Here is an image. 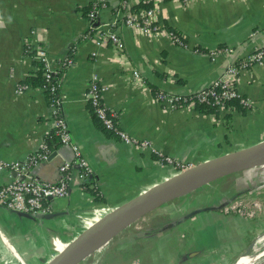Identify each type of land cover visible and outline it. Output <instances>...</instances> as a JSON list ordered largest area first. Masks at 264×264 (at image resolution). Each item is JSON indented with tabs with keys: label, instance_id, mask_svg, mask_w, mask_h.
I'll return each instance as SVG.
<instances>
[{
	"label": "crops",
	"instance_id": "1",
	"mask_svg": "<svg viewBox=\"0 0 264 264\" xmlns=\"http://www.w3.org/2000/svg\"><path fill=\"white\" fill-rule=\"evenodd\" d=\"M105 2L106 7L96 13L95 30L87 32L83 12L87 0H0V159H24L54 128L44 90L27 85L17 91V84L37 67L24 51L25 44L42 37L52 67L61 72V116L91 168L90 186L104 200L96 201L81 181L73 180L65 197L47 202L49 212L55 214L46 217L55 227L50 238L71 237L115 206L179 172L159 162L148 149L125 144L101 127L85 100L91 76L107 86L103 101L117 114L123 131L149 140L177 160L197 164L264 138V61L241 69L236 77V90L252 104L243 113L237 109L203 113L189 105L167 108L155 99L157 91L192 94L211 84L228 64L262 46L264 0L157 1L154 21L160 29L149 36L122 23L121 0ZM127 2L137 8L145 0ZM109 27L121 37V49L99 44L101 32ZM32 28L37 29L33 36ZM169 31L181 35L187 47L174 43ZM67 54L72 63L61 70L59 64ZM71 156V149L61 146L30 173L54 182L58 165ZM9 180V173L2 171L0 186ZM34 222L0 206V246L5 249H0V264H45L52 256L44 241H35L31 253L26 250ZM40 237H47L45 231ZM197 245L207 246L206 240L201 237Z\"/></svg>",
	"mask_w": 264,
	"mask_h": 264
},
{
	"label": "built area",
	"instance_id": "2",
	"mask_svg": "<svg viewBox=\"0 0 264 264\" xmlns=\"http://www.w3.org/2000/svg\"><path fill=\"white\" fill-rule=\"evenodd\" d=\"M161 0H145L148 7L132 8L127 0H121L120 9L123 12L122 23L128 27H133L140 33L149 36L157 32L160 27L155 23L154 3ZM89 11L86 13L88 20L87 32L94 31L96 24V13L100 8L106 7L105 0H87ZM152 4V6L150 5ZM37 29L32 28L30 35L36 34ZM169 36L174 43L187 47L181 35L169 31ZM40 37L38 41H28L25 44L24 51L29 54L42 69L44 82L41 88L47 96V102L51 109V117L54 128H56L60 146H68L71 149L72 156L68 160L62 161L58 167V176L56 181L47 182L40 180L31 175L30 169L40 162L49 160L52 152L47 144L42 141L39 148L27 155L22 160L7 162L0 159V173L7 171L10 180L0 186V206L12 212H23L29 214H44L49 212L47 202L54 198L65 197L69 193L70 184L73 180L81 181V184L88 182L92 174L91 168L82 155L80 148L72 142L65 120L60 113L61 93L59 71L52 67L44 45ZM111 43L114 47L121 49L122 39L119 34L112 28H107L99 36V44ZM211 57L216 50L209 52ZM264 61V44L254 48L240 60L228 64L221 74L208 86L188 94H169L164 91H157L155 99L157 102L167 108H176L180 106H213L216 109L232 110L233 107L228 105L231 100L236 99L242 107L249 109V99L242 96L236 90V77L241 69L248 68L253 64H260ZM72 63V57L67 54L59 66L62 70ZM137 76V75H135ZM138 77V76H137ZM27 84H17V91L25 90ZM107 86L99 81L97 76H91L85 90V100L93 114V117L104 130L119 138L125 144L135 146L142 150L148 149L159 162L172 165L177 170H183L192 166L175 158L165 155L155 148L147 139L130 136L123 131L117 122V114L105 105L103 94Z\"/></svg>",
	"mask_w": 264,
	"mask_h": 264
},
{
	"label": "rangeland",
	"instance_id": "3",
	"mask_svg": "<svg viewBox=\"0 0 264 264\" xmlns=\"http://www.w3.org/2000/svg\"><path fill=\"white\" fill-rule=\"evenodd\" d=\"M251 105V101H249L250 108ZM246 187L250 189L243 190ZM249 190H253V192ZM237 191H239L236 194L238 199L225 206V209L229 210L228 214L220 213L217 210H208L197 213V217L193 218V223L201 224V226L206 225L200 236L206 239L208 243L211 242L209 238H214V242L217 245L212 247L210 253L205 252L204 256L214 255L213 252H215L217 257L222 260L214 264H235L241 256H253L264 250V168L243 170L223 176L185 196L165 203L166 205L153 210V212H171L174 211L173 207L175 208L182 203L186 204L184 206L190 207L187 210H191L193 207L210 206L211 204L218 206L220 202H224L221 199L228 198ZM179 210H181V207L177 211ZM145 219H147V216L127 227L122 233L115 236L108 245L100 249V251L97 250L92 253L79 264L193 263L196 257L194 255L195 250H191V246L187 243L179 246V242L183 240L184 236H190L183 234V231L171 233V240L168 244L158 243L149 238H147V247L145 246L144 249H135L134 245H129L128 243L125 245L121 244L124 241L127 242L130 239H134L137 235L140 236V230H134L139 226L144 227ZM34 221V225L29 228V233L32 237L27 240L26 250L29 253L32 252L35 241L37 244H41L44 241L45 247H48L46 250H49L52 255L56 254L73 241L77 233L80 232L74 229L73 233L77 232L71 237L56 234L58 237L52 236L50 238V235L53 234L52 229L55 228L54 225L50 226L47 218H37ZM187 222L191 223V219ZM184 230L187 231L188 229ZM44 231L47 237H40V234L44 233ZM250 242L252 243L250 248L246 249V244ZM109 247H111V253L105 255V251ZM0 249L5 251L1 246ZM225 250L227 251L226 254L218 255L219 252ZM202 257L199 256L198 258L201 259ZM35 262H37L36 259Z\"/></svg>",
	"mask_w": 264,
	"mask_h": 264
},
{
	"label": "water",
	"instance_id": "4",
	"mask_svg": "<svg viewBox=\"0 0 264 264\" xmlns=\"http://www.w3.org/2000/svg\"><path fill=\"white\" fill-rule=\"evenodd\" d=\"M55 153L52 152L50 157H53ZM262 167H264V138L245 147L193 164L90 222L77 233L73 241L62 251L53 254L45 264H79L135 221L165 203L185 196L223 176ZM217 208L218 206L214 205L196 207L180 219ZM15 213L31 220L55 215L50 212L36 215ZM249 264H264V250L250 256Z\"/></svg>",
	"mask_w": 264,
	"mask_h": 264
},
{
	"label": "flooded vegetation",
	"instance_id": "5",
	"mask_svg": "<svg viewBox=\"0 0 264 264\" xmlns=\"http://www.w3.org/2000/svg\"><path fill=\"white\" fill-rule=\"evenodd\" d=\"M250 188L246 187L243 188V190H248ZM252 189V188H251ZM250 192H253V190H249ZM239 191L234 192V194H232V196L228 197V198H223L221 200H223L224 202H220V204L218 205V208L215 209L220 213L223 214H228L229 210L225 209L226 205H229V203L235 202V200H237V195ZM181 203V202H180ZM166 205V204H164ZM164 205L158 207L161 208ZM186 205L185 203H182L181 205L179 204L177 207H173L174 211L171 212H149L144 216H147V219H145L146 221L144 222V227L139 226L137 228H135L134 231H139L140 230V236H136L134 237V239H130L127 242H122L121 244H129V245H134L135 249H139V248H143L146 246L147 247V243L148 240L147 238L151 239V240H155L158 243H163V244H168V242L171 240V233L174 232H178V231H183V234H188L190 235L189 237H183V240L181 242H179V246L185 245L186 243L189 244V246H191V250H195L194 255H196V257L193 260L192 264H214V263H219V261L221 262L222 259L217 257V253L213 252L214 255H207L204 256L205 252L210 253V251H212V247L217 246L215 243H213L214 238H209L211 240V243H208L206 240V244L207 246L204 245H197V243L199 242V239L201 238V232L205 229L206 225H202L201 224H197V223H193V218L197 217V214H194L190 217H186L183 219H180L182 216H184L187 212H189L190 210H187L188 208H190L189 206L186 207L184 206ZM212 205V204H211ZM224 205V206H223ZM223 206V207H222ZM181 207V210L177 211L179 208ZM217 207V205L215 206ZM156 208V209H158ZM177 208V209H176ZM195 207L191 208L194 209ZM154 209V210H156ZM143 216V217H144ZM140 218V219H143ZM140 219H138L137 221H139ZM191 219V223H188L187 221H190ZM137 221H135L134 223H136ZM215 222V221H214ZM132 225V224H131ZM183 225H188V226H183ZM188 229L187 231L184 229ZM156 234H160L158 235L159 237H154V235ZM117 236V235H116ZM251 242L246 244L245 246L247 247L246 249H249L251 246ZM176 250V249H175ZM207 250V251H206ZM227 251H221L219 252L218 255H223L226 254ZM199 256H203L201 259L198 258Z\"/></svg>",
	"mask_w": 264,
	"mask_h": 264
},
{
	"label": "trees",
	"instance_id": "6",
	"mask_svg": "<svg viewBox=\"0 0 264 264\" xmlns=\"http://www.w3.org/2000/svg\"><path fill=\"white\" fill-rule=\"evenodd\" d=\"M140 5H142V6H139V7H148V4H146V3H141ZM89 7H90L89 4H87L83 8V12L85 15H86V13H88ZM36 65H37L36 70L29 72L25 76L23 82L27 85L32 86V87H39V86L41 87V85L44 82V78L42 75V69L39 66V64L36 63ZM60 73L61 72H59L58 77H60V75H61ZM45 95H46V98H47V96H49L48 94H45ZM228 105L232 106L233 109L239 110L241 113H243L245 111V108L242 107V105L236 99L231 100L228 103ZM197 108L200 112H203V113H215L217 111V109L213 106H197ZM43 141L47 144L49 149H51L53 151L56 150L60 146V138H59V134H58L56 128H52L51 131H49V133H47L44 136ZM90 182L91 181L84 183L83 189L90 191V193L93 195V197L96 201H104L103 197L99 193L98 189L96 187L90 186ZM237 211H235V212H237Z\"/></svg>",
	"mask_w": 264,
	"mask_h": 264
},
{
	"label": "bare ground",
	"instance_id": "7",
	"mask_svg": "<svg viewBox=\"0 0 264 264\" xmlns=\"http://www.w3.org/2000/svg\"><path fill=\"white\" fill-rule=\"evenodd\" d=\"M6 244H7L8 248L10 250H12L7 242H6ZM249 259H250V256H241V257H239L238 261L235 264H249Z\"/></svg>",
	"mask_w": 264,
	"mask_h": 264
}]
</instances>
